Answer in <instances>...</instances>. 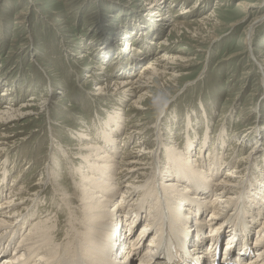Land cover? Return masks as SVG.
Returning <instances> with one entry per match:
<instances>
[{
    "label": "rangeland",
    "instance_id": "374dc122",
    "mask_svg": "<svg viewBox=\"0 0 264 264\" xmlns=\"http://www.w3.org/2000/svg\"><path fill=\"white\" fill-rule=\"evenodd\" d=\"M164 1H168V4L172 3L169 5L174 4L170 12L174 19L186 21L196 16L200 18L203 15H210L218 6L215 15L221 23L214 22L217 24L214 28L211 25L212 21H209L206 27L193 25L191 29L199 27V30L196 36H192L187 29L171 34V26L168 25L171 21L167 20L168 26H165L161 33L143 37L141 32H138L139 28H145L148 24L162 26L163 16L160 12L156 11L150 15L148 7L152 0H148L147 3L145 0H0V108L3 109L6 104L11 107L32 105L33 109L39 112L26 116L19 123H12L9 127L0 126V134L5 131L11 142V145L9 147L6 145V149L0 153V184L3 185L2 187L0 185V200L8 196L3 194L9 192V187H12L16 179L17 187L23 184L29 186L22 188L23 190L27 188L29 196L41 190L40 198L35 202L37 212L30 218L27 227L37 221L40 215L43 216L49 207L58 211L66 208L67 211L61 214L54 212L50 216L49 222L56 221L59 217L60 225L56 227L55 239L60 241V244L52 263L47 258L45 264L55 263L60 256H58L60 249L68 247L70 243L73 244L72 252L76 251L87 232L79 228L78 233L67 234L73 229L71 226L77 224L72 218L71 206L54 188L53 181L47 185L49 187H40V182L38 184V179L44 171H54L52 164L54 158L47 159V156L51 152H55L58 156L57 165L58 168L61 165L59 174L62 175L58 181L62 187H66V190L69 191L72 187L73 191L75 189L73 187H80L81 183L88 184L81 181L80 175H75L73 178L70 172L75 171L76 167L88 168L92 164L98 165L102 162L90 158L84 161L82 156L77 154L91 153V150L80 149L78 146H88L93 141L84 135L87 132L84 129L91 132L92 138H95L97 133H101V122L105 123L110 117L115 118L114 111L119 112L116 109L120 103L118 98L124 100L122 106L124 112H122L126 120L124 127L113 133L117 136L113 156L116 162L123 158L122 150L132 149L137 140L132 138L126 143L124 138L128 135L125 129L131 132L132 126L142 127L140 128L143 132L142 140L145 138L146 142L155 141L153 136L156 133L155 124L160 116L158 124L163 121L162 127L163 125L172 127L174 131L171 134L173 133L176 138L164 134L163 141L170 143V146L176 142H172L173 139L178 140L181 145L185 144L186 134L189 132L196 144L205 134L214 141L218 136L220 137V134L226 133V141L221 144L219 154L223 158L227 157L231 162L219 167L221 171L217 178L222 179L224 173L235 166L238 160L240 163L237 168H243L244 157L249 155V158L253 159L250 161V169L246 176L254 181V187L247 189L244 199H253L254 192L256 193L254 195L260 199L264 195V189L256 187V184H259L257 181H264V68H262L264 0H198L202 4L196 12L193 9L188 17H185L187 14H177L182 9H191L197 0ZM217 2L222 5H215ZM240 2L257 4L253 8L259 9L257 15L261 17L258 21H253L257 15L246 13V9L238 5ZM242 18H245V21L241 28L231 26L233 22ZM248 27L253 30L251 36L246 33ZM122 32L127 34L121 36ZM164 36L171 37L166 47L160 45L159 41ZM249 41L251 47L248 46ZM147 48L151 49V54L145 53L143 60L135 65L132 71L135 76L140 73L139 70L146 62L164 51L166 54L180 53L187 57L185 60H189L191 64L188 65L185 61L187 66L175 69L179 71L175 72V78L167 79L169 81L157 89L158 91L148 95L144 107L149 109L135 111L131 108L132 102L139 94L130 99L118 96L116 100L99 94L97 89L99 85L107 82L103 80L107 76L106 72L100 71L101 69H95V62L101 60L112 74H120L118 64L125 66L131 61L125 58L118 62L120 59L117 57L131 56L132 53ZM198 48L203 49L199 51ZM94 73L97 74L98 80L91 76ZM94 89L97 95L93 93ZM44 94H49L47 106L44 105L46 100ZM32 98L35 99L31 100ZM141 117L143 121L142 119L137 121V118ZM80 135L83 139L78 137ZM146 136L149 138L147 139ZM168 137L172 140L168 141ZM94 141L98 140L94 139ZM99 144L105 146L102 141ZM151 146L150 143L147 149ZM169 151L170 149H167L166 155ZM71 157L74 158V162L72 166H68V158ZM165 160L166 156L161 163ZM4 169L7 173L2 178ZM237 172L239 173L238 170ZM245 172L244 169L241 174L244 175ZM201 177L207 182H212L208 173ZM233 178L234 181L228 184L230 187H234L239 180L238 178L236 181L235 176ZM219 185L225 187V183ZM3 188L6 189L5 192ZM125 188L117 184V187L111 191L113 198H110V209L115 208V202H120L119 198L123 196ZM94 189L93 194L103 195L98 192L102 187ZM189 193L192 194L190 191ZM189 193L188 198L200 202L199 197L192 198L195 195L190 196ZM213 199L214 196L210 200ZM134 200L135 198L128 202L131 204ZM207 205L211 207L209 202ZM40 206L44 208L43 213L39 211ZM220 207L217 212L226 211L225 207L222 209ZM146 208L147 205L141 208L139 217L131 223V227L133 226L131 230L130 225L127 231L124 229V237L129 238L141 232L142 225L149 219L145 212ZM187 208L189 212L191 208L188 205ZM242 212L244 216L253 213L249 202L245 204ZM208 213H206L207 219L210 218ZM197 217L199 219L201 215ZM40 218L45 219V217ZM133 218L134 215H131L129 221L131 222ZM263 218L264 216L262 220ZM258 228L257 226L256 229ZM132 230L133 234H131ZM254 234H257L255 230ZM225 241L226 239L224 243ZM251 243L255 244L254 241ZM146 244H150L149 239L145 241ZM124 245L125 243L121 244V251H126ZM143 247L145 249L144 245ZM254 249L257 248L254 246ZM134 252L136 253V250ZM134 252L130 256L128 253H123L122 261L119 263H125L132 258L130 262L139 264L142 252L133 256ZM53 253L55 254V246ZM9 254L3 253L1 257ZM104 255L108 256L107 264L117 263L108 251L102 252L98 257ZM148 259H150L149 255ZM35 262L38 264L37 261Z\"/></svg>",
    "mask_w": 264,
    "mask_h": 264
},
{
    "label": "bare ground",
    "instance_id": "6f19581e",
    "mask_svg": "<svg viewBox=\"0 0 264 264\" xmlns=\"http://www.w3.org/2000/svg\"><path fill=\"white\" fill-rule=\"evenodd\" d=\"M147 1L145 0L146 3ZM169 4L168 1L164 0H152L148 7L150 15H153L156 11L160 12L163 16L161 20L162 26L157 27L148 24L145 28H139L138 32H141L143 37L149 34H159L168 25L171 26V34L175 32L180 33L183 29H187L188 32L190 30L192 36H196L199 27L191 29V26H197L198 24V26L206 27L209 25L208 22L212 21L213 24L211 25L214 28L217 25L214 22L221 23L218 18L216 19L215 15L218 6L210 15H203L200 18L196 16L190 19V21H186L174 19L173 14L170 15L174 4ZM201 4L202 2L197 0L191 9H182L177 15L187 14L185 17H188L193 12V9L196 12V9ZM215 5L222 4L217 2ZM238 5H242L248 14H258L259 9L253 8L257 4L240 2ZM260 17V15H257L253 21H258ZM167 20L171 22L168 23L169 21L167 22ZM244 21L245 18H242L239 21L233 22L231 26L239 29ZM248 29L246 33L248 36H251L253 30L249 27ZM124 33L127 34L126 32H122L121 36ZM170 40L171 37L164 36L159 40L160 45L166 47ZM248 44L251 47L250 41ZM202 49L198 48L199 51H202ZM144 50H138L132 53L131 56L117 57L120 59L118 62L125 58H129L131 61L129 62L130 64L125 66L117 63L120 67V74H112L111 70H108L101 60L94 61L96 63L95 69H101L100 71L106 72L107 76L103 79L107 82L99 85L97 89L99 94L107 95L112 100H116L118 96L130 99L132 96L139 94L132 102L131 108L135 111L149 109L148 107H144L145 101L150 96L149 94L154 91L156 92L157 89L166 83L167 79L175 78V72H179L175 69L180 66H187L184 63L185 61H187L188 65L191 64L189 60H185L187 57L182 54L174 52L166 54L163 50L164 52L155 57L156 60L153 58L146 62L141 70H139L140 73H137V76H135L132 72L135 65L143 60L145 53L147 55L151 54L150 48H147L145 52ZM105 53H107L106 49ZM262 68H264V65ZM91 76L98 80L96 73ZM88 81L92 82V80ZM95 90L93 93L97 95L98 93ZM7 92L6 94L8 95ZM44 96H46L44 105L47 106V96L49 94H44ZM118 100L120 103L116 109L119 112L114 111L116 114L115 118L110 117L105 123L101 122V133H97V137L92 138V133L84 129L87 131L84 135L93 139V141L88 146L81 145L78 147L80 149H90L91 153L84 152L77 155H81L84 161L88 158L99 160L102 162L99 164L102 165L92 164L88 165V168L87 166L76 167V170H72L70 174L73 178L75 175H80L81 181L88 184L81 183L80 187H73L75 188L73 191L72 187H70L69 191L66 190V187H62L58 181L62 177L59 174L61 165H59V168L57 165L58 156L55 152H51L47 156V159L51 158L52 160L54 158L52 162L54 171H44L41 174V178L38 179V184L40 182V187H49L47 185L53 181L55 183L54 188L63 196L62 199L71 206L72 218L77 221V224H73L71 226L73 229L67 234L71 232L78 233L79 228L87 231L83 238L84 240L76 251L72 252L73 244L70 243L68 247L60 249L58 254L60 256L53 264H107L109 261L108 256L98 257L102 252L107 251L117 261L116 264H135L136 262H130L132 258L128 259L125 263H119L122 261L121 256L123 253H128L130 256L134 250H136L138 255L142 252L139 264H214L215 254L213 252L217 243L220 242L222 256H225L226 253L228 254L233 248L235 249V264H264V247H261L264 245V220H262L264 216V195L260 199L257 195H254L256 194L254 192L252 193L253 199H244L247 189L254 187V181L251 177H248V179L246 176V173L250 169V161L253 158L250 159L249 155L245 156V166L239 169L237 168V165L240 163L238 160L236 165L228 169L224 173L223 178L219 180L220 177H217L219 171H221L220 168L231 162L227 157L223 158L219 154L221 144H224L226 141V133L220 134V137L218 136L214 141L210 139L209 135L205 134L203 139L196 144L195 139H193V136L189 132L186 134V143L181 145V143L177 142L178 140L171 139V137L176 138L173 133L171 134L173 131L172 127L168 128L164 125L162 127L163 121H160V124H158L160 117L158 116L155 124L156 133L152 134L156 139L155 141L149 140L146 142L145 138L142 140L141 135L143 132L140 131L142 127L134 128L132 126L130 128L131 132L125 129V133L128 135L124 138L126 143L129 140L131 141L132 138L137 140L134 142L132 149L128 150L125 148L126 150H122L123 158L119 162H116L113 156L117 140L115 138L117 136L113 133L114 131L117 133L116 130L124 127L126 120L123 118L124 111L122 106L124 100L122 98H118ZM33 107L32 105L30 107H11L6 104L3 106L4 110L0 108V126L9 127L12 123H19L26 116L39 114ZM141 119L143 121L142 117L137 118V121ZM3 132L5 134H0V153L3 149H6V145L8 147L11 145V142L8 140L9 135H6L5 131ZM165 133L171 136L168 137V141H176L171 146L170 143L163 141ZM78 137L83 139L82 135ZM94 139L98 140L96 141L97 143ZM101 141L105 143V146L99 144ZM150 143L152 146L150 149H147ZM167 149H170V151L166 155ZM165 156V162L161 163V161H164ZM73 162V157L68 158V166H72ZM244 169L246 172L242 175L241 172ZM117 170L119 171L116 172ZM6 173L7 170L4 169L2 178H4ZM206 173L209 174L211 177L209 179H212V182H207L201 177ZM234 176L237 178L236 181L238 178L239 180L234 187H230L228 184L234 181ZM181 183L189 186L180 185ZM224 183L225 187L219 185ZM257 183L259 184H256V187L264 189V181H257ZM17 184L16 179L15 183L11 185L12 187H9V192L3 194L8 196L0 200V257L3 253H10L9 256L0 258V261H2L0 264H36L35 261L38 264H45L47 258L52 263L55 256H57V249L60 244V241L55 239L57 235L55 234L57 231L56 227H59L60 224H58L59 217L56 221L49 222L50 216L54 212L61 214L67 210L66 208H62L58 211L49 207L43 216L40 215L37 221L27 227L26 225L30 222V218L37 212L35 210V202L39 200L41 190L29 196L27 188H24L25 190L22 189L29 186L23 184L21 187H17ZM117 184L119 187L126 188L123 191V196L119 198L120 202H115V208L110 209V198H113L111 191L117 187ZM0 185L1 187L3 186L2 184ZM95 187H102V189H98V192L103 194L102 196L93 194ZM110 187L111 189H107ZM3 189L5 192L6 189ZM189 191L195 195L192 198H200L199 203L188 198L187 194ZM192 194L189 193L190 196H193ZM213 196L214 199L210 200ZM57 197L60 199L58 195ZM134 198L135 200L130 204L128 200ZM207 202L210 203L211 207L207 205ZM247 202H249L253 213L244 216L242 209ZM257 204L258 207H256ZM146 205L145 212H147L149 219L142 225L141 232L129 238L124 237V229L127 231L130 225L131 230L133 227H131V223H134L135 219L137 220L139 211ZM187 205L191 208L189 212H187ZM219 206H221V209L225 207L226 211L217 212ZM39 211L43 213L44 208L40 206ZM206 213L210 215V218H206ZM131 215H134V218L130 222ZM197 215H201V217L198 219ZM40 217H45V219ZM257 226L259 227L258 229H256ZM254 230L257 233L256 235L254 234ZM133 233L132 230L131 234ZM147 239H149L150 244L145 245ZM243 239L250 241L249 244H246L249 255L241 257L240 252H242V249L239 248V245L243 243ZM211 241L212 243H210ZM252 241L255 244L252 245ZM123 243H125L126 251L120 250V246ZM54 246L55 254L53 253ZM254 246L257 249H254ZM136 253L134 252L133 256H136ZM148 255L150 259H148ZM225 259H228V257Z\"/></svg>",
    "mask_w": 264,
    "mask_h": 264
}]
</instances>
